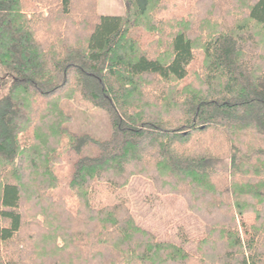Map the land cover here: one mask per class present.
I'll return each instance as SVG.
<instances>
[{
    "label": "trees",
    "instance_id": "16d2710c",
    "mask_svg": "<svg viewBox=\"0 0 264 264\" xmlns=\"http://www.w3.org/2000/svg\"><path fill=\"white\" fill-rule=\"evenodd\" d=\"M98 3L0 0V264H264V0ZM132 179L202 220L193 251Z\"/></svg>",
    "mask_w": 264,
    "mask_h": 264
},
{
    "label": "rangeland",
    "instance_id": "374dc122",
    "mask_svg": "<svg viewBox=\"0 0 264 264\" xmlns=\"http://www.w3.org/2000/svg\"><path fill=\"white\" fill-rule=\"evenodd\" d=\"M98 1L100 14L125 15V0ZM114 195L117 199H125L137 219L148 223L162 240L181 242L185 239V247L193 251L195 243L203 238L202 220L186 209L184 201L177 196H156L148 181L132 179L129 187Z\"/></svg>",
    "mask_w": 264,
    "mask_h": 264
}]
</instances>
